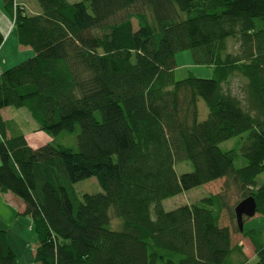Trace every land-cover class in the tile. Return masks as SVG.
Returning <instances> with one entry per match:
<instances>
[{
	"label": "trees",
	"instance_id": "16d2710c",
	"mask_svg": "<svg viewBox=\"0 0 264 264\" xmlns=\"http://www.w3.org/2000/svg\"><path fill=\"white\" fill-rule=\"evenodd\" d=\"M2 1L34 56L0 75V195L23 202L35 264H264L262 232H241L223 196L163 206L225 179L264 217V0H37V15ZM183 51L212 78L177 80ZM5 108L26 109L52 142L31 147ZM62 134L77 148L57 144ZM234 137L242 145L223 150ZM181 161L192 170L178 175ZM92 177L102 193L76 191ZM224 210L235 228L220 224ZM0 264H18L2 229Z\"/></svg>",
	"mask_w": 264,
	"mask_h": 264
},
{
	"label": "rangeland",
	"instance_id": "374dc122",
	"mask_svg": "<svg viewBox=\"0 0 264 264\" xmlns=\"http://www.w3.org/2000/svg\"><path fill=\"white\" fill-rule=\"evenodd\" d=\"M21 1V0H20ZM71 3L79 2L80 0H69ZM27 11L31 8L40 7L37 0H24L23 1ZM31 12V11H30ZM15 35V34H14ZM17 41V40H16ZM232 42L231 40L229 41ZM18 44V42H16ZM14 42L9 41L8 46L4 49L2 56L4 58L15 59L16 65L25 62L31 57L27 55H21L12 47ZM19 45V44H18ZM34 56V54H33ZM13 64V63H11ZM176 79L183 80L189 76H195L198 78L208 79L213 76V69L208 66L196 65L192 58V53L190 51H183L176 55ZM15 66V65H14ZM235 88H239L238 82L234 83ZM25 111V110H24ZM199 119L203 121L208 116V108L203 100L199 101ZM27 119L22 120L23 130L26 134L30 145L34 148L44 146L50 142L52 139L49 135L41 131H34L33 127H39L38 124L31 118L29 112L26 111ZM30 117V118H29ZM31 119V120H29ZM245 137V135H244ZM245 139V138H244ZM243 143V138L234 137L227 140L221 144L223 150H230L233 148H238ZM57 144L70 147L73 149L77 148V139L75 135L72 134H62L57 138ZM245 165V160L242 157L241 152H239V158L236 162L237 167H242ZM192 166L188 161H181L176 164V172L178 175L190 172ZM258 186L264 185V173L259 175L256 179ZM75 189L79 193H89L98 194L102 193L103 190L99 185L96 177H92L75 184ZM214 195L223 196L225 203L228 207H236L239 201H241V194L239 193L237 187L228 180L222 179L218 181L211 182L207 185L194 188L190 191L184 192L174 198L167 199L163 202L164 209L166 211H172L179 207L200 203L204 198ZM120 220L114 219L112 227L114 228ZM220 224L231 226L235 228L236 221L233 222L228 210H224L222 214V220ZM0 227L8 230L10 234V239L14 245L15 251L22 256L23 252L34 251L37 247V238L35 234V229L33 222L29 216L19 215L14 212L9 207L0 203ZM244 230L262 232L261 235H255L256 240L259 242H264V217L255 215L253 218H245ZM24 242V245L22 244ZM234 242H240L244 245L245 254L247 258L253 263L256 260L254 246L249 238H243V236L238 233L234 235ZM18 243L21 248L20 251L16 247Z\"/></svg>",
	"mask_w": 264,
	"mask_h": 264
},
{
	"label": "crops",
	"instance_id": "0c3cea01",
	"mask_svg": "<svg viewBox=\"0 0 264 264\" xmlns=\"http://www.w3.org/2000/svg\"><path fill=\"white\" fill-rule=\"evenodd\" d=\"M17 1L19 4L23 5L26 8V6L23 2L24 0H21V1L17 0ZM30 11L28 10V13L32 14V15H37V14L41 13L40 7L31 8ZM0 30H1L2 34L4 35V38H5V41L2 45V47L0 48V75H1V73H3L5 70L13 67L14 65L16 66V63H17V62H14L15 59H10V57L4 58V56H2L4 49L8 46V43L10 40H12V42H14V45L12 48L14 50H16L18 53H20L21 55H27L28 57H32L34 52L29 47H24V46L16 44L17 41H16V37L14 35L15 33H14L13 23H11V21L9 20V18L7 17V15L4 12L2 0H0ZM11 63H13V64H11ZM26 111H27L26 109L5 108L4 110H2L1 114H2V117L5 121H9L11 123V126H12L11 128L13 130H15L16 132L24 133L22 120L24 121V119L28 118L26 115ZM31 118H32V116H31ZM29 120H31V119H29ZM33 129H34V131H38L37 130L38 127L34 126ZM25 136H26V134H25ZM26 138H27V136H26ZM27 141H28V138H27ZM28 143L30 145L29 141H28ZM31 147H33V146H31ZM0 203L9 207L14 212H17L19 215H24L25 206H24L23 202L18 197L13 195L12 193H6V194L0 195ZM0 229L5 230L2 227H0ZM7 234H8L9 244L16 254L18 264H35V262H34L35 250L32 252L28 251L27 253L24 251L22 256L20 257V255L15 251V248L13 245L14 242L12 241L13 242V244H12L8 230H7ZM22 244L24 245V242ZM16 245H17L16 247L20 251L21 246L18 243H16Z\"/></svg>",
	"mask_w": 264,
	"mask_h": 264
},
{
	"label": "water",
	"instance_id": "95a60500",
	"mask_svg": "<svg viewBox=\"0 0 264 264\" xmlns=\"http://www.w3.org/2000/svg\"><path fill=\"white\" fill-rule=\"evenodd\" d=\"M257 214V204L254 197L250 196L240 201L235 207L237 225L241 232L244 231V219L253 218Z\"/></svg>",
	"mask_w": 264,
	"mask_h": 264
}]
</instances>
